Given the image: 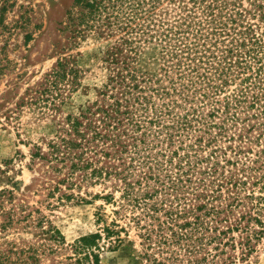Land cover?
<instances>
[{"label":"trees","instance_id":"1","mask_svg":"<svg viewBox=\"0 0 264 264\" xmlns=\"http://www.w3.org/2000/svg\"><path fill=\"white\" fill-rule=\"evenodd\" d=\"M73 4L72 37L110 39L107 80L32 156L47 163L48 194L88 202L72 190L98 185L91 199L113 206L110 222L71 243L74 262L100 264V249L117 248L129 223L143 264L244 259L264 233V0ZM79 73L72 54L59 56L38 104L54 106ZM11 196L0 189V207ZM3 213L0 227L14 221ZM43 250L0 248V264H43Z\"/></svg>","mask_w":264,"mask_h":264},{"label":"rangeland","instance_id":"2","mask_svg":"<svg viewBox=\"0 0 264 264\" xmlns=\"http://www.w3.org/2000/svg\"><path fill=\"white\" fill-rule=\"evenodd\" d=\"M73 5V0H0V189L12 194L0 210L14 220L0 227V248L40 245L43 264H78L70 247L74 239L115 216L110 203L91 199L101 189L98 185L72 190L88 192V202L60 196L61 191L48 194L47 163L32 156L36 144L44 152L57 120L89 105L107 80L104 52L110 39L87 31L72 37L68 23ZM69 53L80 69L78 84L63 91L54 106L39 105L38 90L46 73L59 56ZM118 221L124 225L127 219ZM127 227L117 248L100 249V264H143L139 230L131 223ZM51 228L63 236L60 242L51 240ZM235 264H264V233L249 255Z\"/></svg>","mask_w":264,"mask_h":264}]
</instances>
